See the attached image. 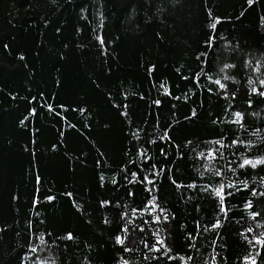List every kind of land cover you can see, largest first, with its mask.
Listing matches in <instances>:
<instances>
[{"label":"trees","instance_id":"trees-1","mask_svg":"<svg viewBox=\"0 0 264 264\" xmlns=\"http://www.w3.org/2000/svg\"><path fill=\"white\" fill-rule=\"evenodd\" d=\"M262 81L264 0H0V264H264Z\"/></svg>","mask_w":264,"mask_h":264},{"label":"snow or ice","instance_id":"snow-or-ice-1","mask_svg":"<svg viewBox=\"0 0 264 264\" xmlns=\"http://www.w3.org/2000/svg\"><path fill=\"white\" fill-rule=\"evenodd\" d=\"M213 27H215V25H213ZM225 67H230V66L226 65ZM225 78L227 79V77H225ZM215 82H216L217 84H219L221 88L224 87V85L221 84L219 80H217V81H215ZM261 83L264 84V81H262ZM253 91H255V89H253ZM260 94H261V95H264V93H260ZM236 116H237V122H239L240 114L237 113ZM209 155H211V154H209ZM261 163H264V160H257V161L245 160V161L243 162V164L241 165V167H244L245 165H251L252 167H255L257 164H261ZM215 191H216V195H217L218 197H221V199H223V195H222V193H223V185H221V187L218 188V189H216ZM249 206H250V205H249ZM254 215H255V214H254ZM249 231H251V229H249ZM117 242H118V243H123V241L120 240L119 237L117 238ZM158 242H159V241H158ZM257 242L259 243L260 241H257ZM33 251H35V249H33ZM252 264H255V261H254V260H253Z\"/></svg>","mask_w":264,"mask_h":264}]
</instances>
